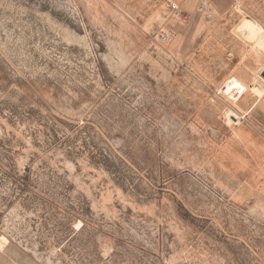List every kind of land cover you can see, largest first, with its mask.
Returning <instances> with one entry per match:
<instances>
[{
  "label": "rangeland",
  "instance_id": "rangeland-1",
  "mask_svg": "<svg viewBox=\"0 0 264 264\" xmlns=\"http://www.w3.org/2000/svg\"><path fill=\"white\" fill-rule=\"evenodd\" d=\"M263 69L264 0H0V264H264Z\"/></svg>",
  "mask_w": 264,
  "mask_h": 264
},
{
  "label": "built area",
  "instance_id": "built-area-1",
  "mask_svg": "<svg viewBox=\"0 0 264 264\" xmlns=\"http://www.w3.org/2000/svg\"><path fill=\"white\" fill-rule=\"evenodd\" d=\"M160 36L163 40H169L171 38L170 33L167 31H161Z\"/></svg>",
  "mask_w": 264,
  "mask_h": 264
},
{
  "label": "bare ground",
  "instance_id": "bare-ground-1",
  "mask_svg": "<svg viewBox=\"0 0 264 264\" xmlns=\"http://www.w3.org/2000/svg\"><path fill=\"white\" fill-rule=\"evenodd\" d=\"M232 115V117H233V120H230L232 123H237V119H238V116L236 115V114H231ZM236 120V122H235V120Z\"/></svg>",
  "mask_w": 264,
  "mask_h": 264
},
{
  "label": "water",
  "instance_id": "water-1",
  "mask_svg": "<svg viewBox=\"0 0 264 264\" xmlns=\"http://www.w3.org/2000/svg\"><path fill=\"white\" fill-rule=\"evenodd\" d=\"M260 76H261L262 79L264 80V69L260 72Z\"/></svg>",
  "mask_w": 264,
  "mask_h": 264
},
{
  "label": "trees",
  "instance_id": "trees-1",
  "mask_svg": "<svg viewBox=\"0 0 264 264\" xmlns=\"http://www.w3.org/2000/svg\"><path fill=\"white\" fill-rule=\"evenodd\" d=\"M68 139V138H67Z\"/></svg>",
  "mask_w": 264,
  "mask_h": 264
}]
</instances>
